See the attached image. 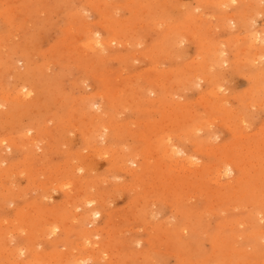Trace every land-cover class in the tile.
Here are the masks:
<instances>
[{
  "label": "rangeland",
  "instance_id": "374dc122",
  "mask_svg": "<svg viewBox=\"0 0 264 264\" xmlns=\"http://www.w3.org/2000/svg\"><path fill=\"white\" fill-rule=\"evenodd\" d=\"M72 258L264 264V0H0V264Z\"/></svg>",
  "mask_w": 264,
  "mask_h": 264
},
{
  "label": "bare ground",
  "instance_id": "6f19581e",
  "mask_svg": "<svg viewBox=\"0 0 264 264\" xmlns=\"http://www.w3.org/2000/svg\"><path fill=\"white\" fill-rule=\"evenodd\" d=\"M236 1V0H235ZM253 2H254V0H252ZM258 1H260V0H258ZM257 0H255V2H258ZM229 2V1H228ZM230 3H235L234 1L233 2H230ZM218 4V3H217ZM259 4V3H258ZM252 5H254V4H252ZM251 5V6H252ZM255 6V5H254ZM260 7V6H259ZM256 9H258L259 10V8H256ZM222 18V17H221ZM113 34V33H112ZM91 35L93 36L90 40H89V42H88V45H85L87 48H89V47H92V48H94L95 46H99V45H102V40L101 39H99L96 35H97V33H92L91 32ZM90 36V35H89ZM99 36V35H98ZM111 37V36H110ZM90 38V37H89ZM100 38H102V37H100ZM256 38H258V37H256ZM110 39V38H109ZM115 39V38H114ZM116 39H117V37H116ZM119 39V38H118ZM113 40V39H112ZM106 41V40H105ZM116 41V40H115ZM257 41V40H256ZM260 41V40H259ZM104 43H107V42H104ZM113 43H115V42H113ZM113 43H111V44H113ZM109 44V43H108ZM105 49V48H104ZM91 50V49H90ZM107 50V49H106ZM93 52V51H92ZM101 53V52H100ZM95 55V54H94ZM92 58V57H91ZM99 58V57H98ZM83 60H84V58H83ZM87 61H88V59H87ZM98 61V60H97ZM103 61V60H102ZM90 62V61H89ZM82 63V62H81ZM101 63H103V62H101ZM211 63V62H210ZM212 64V63H211ZM86 65H87V63H86ZM84 69V68H83ZM88 72V71H87ZM86 73V72H85ZM26 87V86H25ZM24 87V88H25ZM28 87V86H27ZM22 90V89H21ZM27 93V92H26ZM99 95V94H98ZM102 96V95H101ZM3 97H5V96H3ZM29 99V98H28ZM86 102V101H85ZM243 104V103H242ZM117 106V105H116ZM82 111V110H81ZM207 121V120H206ZM113 122V121H112ZM116 124V123H115ZM193 124V123H192ZM195 124V123H194ZM102 125V124H101ZM112 125V124H111ZM30 131H32L31 129H30ZM197 131V130H196ZM199 131V130H198ZM197 133V132H196ZM177 134V133H176ZM198 134V133H197ZM259 134V133H258ZM93 135V134H92ZM187 136V135H186ZM186 140V139H185ZM198 140V139H197ZM196 143V142H195ZM198 143V142H197ZM175 149V148H174ZM171 152V151H170ZM181 152V151H180ZM171 153H173L174 155H177L178 154V152H176V151H174V150H172V152ZM80 155V154H79ZM100 156V155H99ZM123 166V165H122ZM125 167V166H124ZM126 168H127V166H126ZM129 169V168H128ZM231 169L230 168H225V170L224 171H221V172H218V176H221L223 173H225V174H230L231 173ZM33 172V171H32ZM214 175H216V174H214ZM1 179H2V177H1ZM11 185V184H10ZM73 191V190H72ZM81 195V194H80ZM88 197V196H87ZM83 198V197H82ZM86 199V198H85ZM84 199V200H85ZM95 199V198H94ZM82 201L81 200V202H85V201ZM80 202V203H81ZM95 204V201L94 200H88L87 202H86V205L88 206V207H93V205ZM80 206V205H79ZM82 206V205H81ZM84 206V205H83ZM222 210V209H221ZM88 211V210H87ZM85 212V211H84ZM95 212V211H94ZM32 213V212H31ZM87 213V212H86ZM89 213H91V212H89ZM85 214V213H84ZM83 214V215H84ZM81 217H83V216H81ZM95 217H98V215L96 216V213H94L93 214V219H95ZM86 218V217H85ZM78 220V219H77ZM88 220H90V224H93L94 223V221H92L91 219H88ZM78 221H80V219L78 220ZM20 223V222H19ZM73 223V222H72ZM67 226V225H66ZM54 227V226H53ZM56 227V226H55ZM76 227V226H75ZM83 227V226H82ZM81 227V229H83ZM84 228H85V226H84ZM183 228V227H182ZM20 229V228H19ZM50 229V228H49ZM53 229V228H52ZM56 229H58V227L56 228ZM51 230V229H50ZM84 231L86 230V228L85 229H83ZM16 231V229H14V231H13V233ZM12 232V231H11ZM10 232V234H12ZM52 232H54V231H52ZM86 232V231H85ZM263 233V232H262ZM30 235V234H29ZM75 236V235H74ZM241 237V236H240ZM32 238V237H31ZM263 243V242H262ZM23 251V250H22ZM76 252V251H75ZM106 252V251H105ZM244 253V252H243ZM22 255V254H21ZM57 256V255H56ZM88 258V257H87ZM72 259H74L73 261H77V264H81L80 262H81V260L80 259H78V260H76L75 258H72ZM87 260V259H86ZM84 261V260H83ZM38 262H39V260H38ZM86 262V261H85ZM85 262H84V264H85ZM37 263V262H36ZM36 263H34V264H36ZM76 263V262H75ZM74 263V264H75ZM87 263V262H86ZM46 264V263H45ZM248 264V263H247Z\"/></svg>",
  "mask_w": 264,
  "mask_h": 264
}]
</instances>
